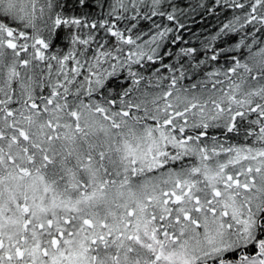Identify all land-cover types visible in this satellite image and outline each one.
Returning <instances> with one entry per match:
<instances>
[{
	"label": "snow or ice",
	"instance_id": "6c2138e0",
	"mask_svg": "<svg viewBox=\"0 0 264 264\" xmlns=\"http://www.w3.org/2000/svg\"><path fill=\"white\" fill-rule=\"evenodd\" d=\"M198 7L0 0V264H264V0Z\"/></svg>",
	"mask_w": 264,
	"mask_h": 264
},
{
	"label": "trees",
	"instance_id": "16d2710c",
	"mask_svg": "<svg viewBox=\"0 0 264 264\" xmlns=\"http://www.w3.org/2000/svg\"><path fill=\"white\" fill-rule=\"evenodd\" d=\"M178 3L184 9V15L180 16V21L185 24V28L180 29L179 32L182 34L183 40L187 41V44L183 45L185 47H201V42L214 35L222 26V23L227 22V20L231 19L233 15L232 10L230 9L227 11L218 9L217 13H211L198 7L200 3H205L210 7L213 0H178ZM236 14H239V11H237ZM157 22H161L159 18H157ZM163 24H167L175 30L174 24L166 20L163 21ZM147 27V25L144 26L145 31L147 30ZM220 63H224L223 59H221ZM146 75H148V73H146ZM191 82L192 81L185 80L182 83L188 85ZM165 83H167V81H165ZM113 87H115V83L113 84ZM44 94L47 95V89H45ZM210 134L216 135L221 141L225 140L221 130H210ZM228 142L245 143L246 141H244L243 133H241L238 138L234 137L233 134H229Z\"/></svg>",
	"mask_w": 264,
	"mask_h": 264
},
{
	"label": "rangeland",
	"instance_id": "374dc122",
	"mask_svg": "<svg viewBox=\"0 0 264 264\" xmlns=\"http://www.w3.org/2000/svg\"><path fill=\"white\" fill-rule=\"evenodd\" d=\"M69 99H71V97H69Z\"/></svg>",
	"mask_w": 264,
	"mask_h": 264
}]
</instances>
